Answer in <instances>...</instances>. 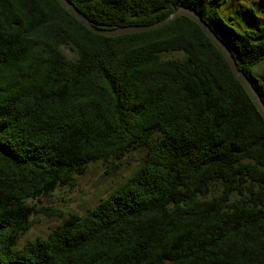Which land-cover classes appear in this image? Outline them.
<instances>
[{"label":"trees","instance_id":"16d2710c","mask_svg":"<svg viewBox=\"0 0 264 264\" xmlns=\"http://www.w3.org/2000/svg\"><path fill=\"white\" fill-rule=\"evenodd\" d=\"M70 1L106 28L194 8L264 101V25L228 23L229 0ZM135 152L87 215L37 203ZM38 213L63 221L20 245ZM0 264H264V117L196 22L109 37L58 0H0Z\"/></svg>","mask_w":264,"mask_h":264},{"label":"rangeland","instance_id":"374dc122","mask_svg":"<svg viewBox=\"0 0 264 264\" xmlns=\"http://www.w3.org/2000/svg\"><path fill=\"white\" fill-rule=\"evenodd\" d=\"M222 15L228 23L240 30L256 29L264 25V0H229L222 8ZM64 52L69 57H75L69 49H64ZM163 56L183 58L184 54L172 52ZM253 74L264 82V61L254 68ZM143 155V152H135L115 162H92L84 174L75 176L73 186L59 187L49 195L40 197L37 203L62 211L64 215L76 213L85 216L134 174L137 170L135 165L140 163ZM62 221L59 216L34 214L31 229L20 238V245L47 237Z\"/></svg>","mask_w":264,"mask_h":264},{"label":"water","instance_id":"95a60500","mask_svg":"<svg viewBox=\"0 0 264 264\" xmlns=\"http://www.w3.org/2000/svg\"><path fill=\"white\" fill-rule=\"evenodd\" d=\"M58 1L71 15L79 19L83 23V25L87 27L90 31L96 34L105 35L109 37H115L118 35L129 34V33L149 31L161 27L163 25H166L176 20L180 16H186L190 18L201 27V29L208 36L211 42L223 54L235 77L244 86L246 92L250 95L251 99L254 101L258 110L261 112L262 116L264 117V101L261 98L260 94L258 93L257 89L254 87L252 81L248 78V76L245 73L240 71L237 62L235 60V57L232 51L230 50V48L228 47V45L222 39H220V37L214 32V30L210 27V25L204 19H202V17L194 8L186 5H181L166 18L152 24L125 25L116 28H106L102 25L96 24L93 21H91L70 0H58Z\"/></svg>","mask_w":264,"mask_h":264}]
</instances>
